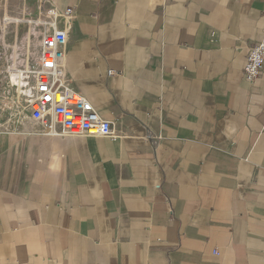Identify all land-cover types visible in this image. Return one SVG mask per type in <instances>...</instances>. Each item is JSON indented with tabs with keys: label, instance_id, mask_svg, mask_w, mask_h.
<instances>
[{
	"label": "crops",
	"instance_id": "1",
	"mask_svg": "<svg viewBox=\"0 0 264 264\" xmlns=\"http://www.w3.org/2000/svg\"><path fill=\"white\" fill-rule=\"evenodd\" d=\"M22 1L114 134L2 115L0 264H264V0Z\"/></svg>",
	"mask_w": 264,
	"mask_h": 264
},
{
	"label": "built area",
	"instance_id": "2",
	"mask_svg": "<svg viewBox=\"0 0 264 264\" xmlns=\"http://www.w3.org/2000/svg\"><path fill=\"white\" fill-rule=\"evenodd\" d=\"M72 10L69 7L64 13L70 15ZM50 14L55 17L58 11L51 10ZM41 24L43 31L39 42V63L35 68L33 83L26 87L27 106L32 117L42 122L51 134L113 137L110 121L71 85L66 76V29L55 27L53 22L42 21ZM263 69L264 39L250 47L244 75L249 80H255ZM109 73L113 74L114 71Z\"/></svg>",
	"mask_w": 264,
	"mask_h": 264
},
{
	"label": "rangeland",
	"instance_id": "3",
	"mask_svg": "<svg viewBox=\"0 0 264 264\" xmlns=\"http://www.w3.org/2000/svg\"><path fill=\"white\" fill-rule=\"evenodd\" d=\"M18 16L8 20L7 15ZM21 0H0V118L12 112H28L26 87L33 83L39 63L42 21L30 16ZM43 31V30H42ZM19 71L24 72L19 79Z\"/></svg>",
	"mask_w": 264,
	"mask_h": 264
},
{
	"label": "bare ground",
	"instance_id": "4",
	"mask_svg": "<svg viewBox=\"0 0 264 264\" xmlns=\"http://www.w3.org/2000/svg\"><path fill=\"white\" fill-rule=\"evenodd\" d=\"M6 18L8 19V20H16V19H18L19 17L18 16H12V15H7L6 16ZM33 72H35V69H34V71ZM23 76H24V72L23 71H19V79L20 78H23Z\"/></svg>",
	"mask_w": 264,
	"mask_h": 264
}]
</instances>
